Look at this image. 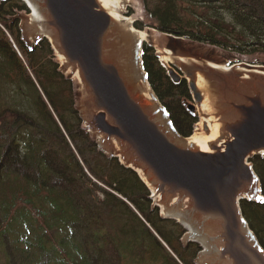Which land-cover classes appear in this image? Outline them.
<instances>
[{"label":"trees","instance_id":"1","mask_svg":"<svg viewBox=\"0 0 264 264\" xmlns=\"http://www.w3.org/2000/svg\"><path fill=\"white\" fill-rule=\"evenodd\" d=\"M141 1L163 33L264 53V0ZM19 2L7 0L4 10ZM16 46L25 64L0 27V264H194L198 248L181 246L182 226L160 218L136 172L82 127L49 41ZM142 58L175 130L189 136L198 117L181 103L190 98L185 81L172 82L147 44ZM250 161L264 194V158ZM240 205L264 248V202Z\"/></svg>","mask_w":264,"mask_h":264},{"label":"water","instance_id":"2","mask_svg":"<svg viewBox=\"0 0 264 264\" xmlns=\"http://www.w3.org/2000/svg\"><path fill=\"white\" fill-rule=\"evenodd\" d=\"M22 1L31 13L34 7L37 18L29 15L20 32L37 42L46 38L62 68L78 75L84 129L99 139L103 152L139 170L149 201L162 217L168 218L164 211L183 218L184 224L178 221L183 239L200 247L195 264H264V248L240 209L242 198L256 201L258 196L260 179L248 159L264 158V66L227 64L216 55L208 56L218 58L212 60L171 49L155 53L172 82L185 81L191 99L182 102L190 113L207 104L202 116L216 132L203 150L183 141L149 83L156 100L137 87L132 74L136 41L101 0ZM167 35L178 44L189 43ZM166 50L184 60L162 61Z\"/></svg>","mask_w":264,"mask_h":264},{"label":"rangeland","instance_id":"3","mask_svg":"<svg viewBox=\"0 0 264 264\" xmlns=\"http://www.w3.org/2000/svg\"><path fill=\"white\" fill-rule=\"evenodd\" d=\"M3 1L4 0L0 1V15L2 17H6L7 20L4 21L2 18H0V27L3 30V32L6 36V39L9 40L10 43L12 44L13 48H15L14 50H15L17 56L25 64L23 54L19 51L16 44L18 42H20L22 45H24L28 49H30L31 47L36 45L37 41L39 40V38L23 34V32L22 31L20 32V30H19L20 24L24 20H26L27 17H29L31 12L22 0H19V1H21V2H19V4H21L23 7H19L16 5V7L12 8V9L4 10L5 3L7 0H5L4 2ZM19 8H22V9H19ZM26 8L28 9V11ZM123 9H124V13L126 16L134 17V21L132 22V25L136 29L147 31L153 35L154 39H153L152 43L142 41V45H144V44L149 45L154 50V53H156V54H158L159 51H162L161 53H163V51L165 49H171L176 54L194 53L198 56L209 58V59H212V58L208 57L209 55H216L217 57L223 59L222 60L223 62H225V63L228 62L227 64L231 63V61H232V62H245V63H248V64L253 65V66H259V65L264 66V53L261 51L237 53L236 51H234L233 49H230V48H222V47H218V46L207 44V43H200L199 41H195V40L191 41V40H189V38H182L181 39L182 41H185V42L189 41V43H187L186 45H181L175 41H172L171 37L169 35H167V33H163L161 31L157 30L153 26L154 20L147 15L141 0H128L127 3L123 5ZM18 10H20V11H18ZM3 22L5 24H7L6 28H4L2 26L1 23H3ZM136 25H137V27H136ZM14 27L16 28L17 31L14 29ZM10 28L16 32V34L18 36V40L13 37L12 33H10ZM189 44H191V45H189ZM187 50H189V52H187ZM53 55H54V60L58 64L59 71L61 73H63V75L66 78H68L70 80V82L72 83V88L75 92V104H76L77 109H79V107H80L79 106V96H80V90H79L80 89V82H79L80 80H79V77H78V75L74 76L72 74V72H70L68 70H64L62 68V65H61L62 61H61L60 56H58L54 51H53ZM230 55H233L235 57H229ZM141 57H142V55H141ZM231 58L234 60H232ZM213 59H218V58L214 57ZM221 59H219V60H221ZM225 59H227V60H225ZM142 60H143V58H142ZM159 63L161 66H162V64L164 65L163 62L161 63L159 61ZM156 97H157V95H156ZM157 99H158L157 101L163 105V103L160 101V99L158 97H157ZM188 99H191V97ZM182 100L183 99H181V101ZM181 103L183 104V102H181ZM196 110H197V108H196ZM196 113H197V116L199 117V119L197 118L198 121L194 124L193 132L194 131L204 132V131H206V127L203 126V122L201 121V117H200L201 115L199 114V112H196ZM82 127H83V124H82ZM85 131L88 132L93 137V139L96 141L97 138L95 137L94 134L90 133L86 129H85ZM193 132H192V134H193ZM259 181H261V180H259ZM259 186L261 187V182L259 183ZM255 198L257 199V201L264 202V194L262 193V188L260 191H258V196H256ZM245 200L246 201H255V200H249V199H245ZM159 215L161 216L160 213H159ZM174 221H176V220H174ZM114 222H115L114 223L115 225L122 226L121 220L119 218L115 219ZM177 224H178V222H177ZM178 225L180 226V224H178ZM182 228L183 227H181V229ZM184 232H185V230L182 229L181 233H180V235H181V238H180L181 242L180 243H182V242L186 243L185 240L183 239ZM255 237H256V235H255Z\"/></svg>","mask_w":264,"mask_h":264},{"label":"bare ground","instance_id":"4","mask_svg":"<svg viewBox=\"0 0 264 264\" xmlns=\"http://www.w3.org/2000/svg\"><path fill=\"white\" fill-rule=\"evenodd\" d=\"M101 1H102L103 6L106 7V9L108 10V12L119 23H121V25L125 28L126 32L129 33V36L133 40L136 41V44L134 45L133 57H132V74H133L134 82L141 91L145 92V94H147L148 96H150L151 98L156 100L155 96H153V94L150 90V87L147 83L146 72L143 70L142 62H141L140 57H139V55H141V43H142V41L152 43L153 39H154L153 35L147 31L136 29L132 25L134 17L126 16L124 13V9H123V5L126 4L128 0H101ZM30 18L31 19L37 18V13H36V10L34 9V7L32 10V13L30 14ZM166 51H167L168 55L165 54L164 57H161L162 61H166L168 63H173L175 59L184 60V57L176 56L170 50L169 51L166 50ZM210 65L220 66V67H226L227 66L225 64H219V65L210 64ZM73 75L75 76L77 74L73 73ZM198 84L200 87L203 86L202 79L198 80ZM159 107H161V106H159ZM196 108H197V112H199V114L201 115L200 116L201 121L205 123L208 131H205V132L194 131L193 134L190 135L188 138H183V141H185L187 143V145L196 144L200 147V149L204 150L207 146L208 140L213 138V136L216 132V127H215V125L209 123V120H210L209 118H207V117L204 118L202 116V112H205V110L207 109L206 102L196 105ZM161 115L164 116V111H161ZM163 118L165 119V122L167 124H170V121L168 120V118H166V117H163ZM97 140L99 141V139H97ZM137 172H139V170H137ZM139 175L141 176V173ZM162 214L164 216H167V217H174L177 221H179L181 223L183 222L182 224H184V220L181 216H173L171 214L165 213L164 211H162Z\"/></svg>","mask_w":264,"mask_h":264}]
</instances>
